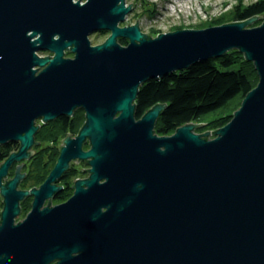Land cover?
Masks as SVG:
<instances>
[{
  "label": "water",
  "instance_id": "water-1",
  "mask_svg": "<svg viewBox=\"0 0 264 264\" xmlns=\"http://www.w3.org/2000/svg\"><path fill=\"white\" fill-rule=\"evenodd\" d=\"M82 1L0 0V145L19 144L0 163V264H264V22L250 26L263 17L151 33L119 26L126 0ZM97 31L110 34L91 43ZM230 50L258 82L227 124L158 135L163 104L136 119L143 83ZM76 109L85 121L44 182L19 189L39 125ZM80 161L87 177L52 205Z\"/></svg>",
  "mask_w": 264,
  "mask_h": 264
},
{
  "label": "trees",
  "instance_id": "trees-1",
  "mask_svg": "<svg viewBox=\"0 0 264 264\" xmlns=\"http://www.w3.org/2000/svg\"><path fill=\"white\" fill-rule=\"evenodd\" d=\"M253 16L263 17L253 26L264 22V0H256L247 5H234L230 10L221 12V15L211 20L208 25L244 21ZM119 43L125 44L127 41L121 40ZM257 82L253 64L246 61L237 50H230L221 57L211 58L188 69L175 71L159 79L151 78L143 83L134 102L136 119L153 106L163 104L165 108L156 119L154 127L158 135L171 134L177 127L190 122L204 123L195 129L197 133L214 131L227 124L246 93ZM72 114L71 117H59L49 124L39 125L40 128L34 136L37 143L33 146L34 155L24 162L22 173L25 177L20 183V189L40 186L56 163L60 142L66 136H75L78 133L85 121L84 111L76 109ZM18 148V143L0 145V163ZM44 154L46 158L43 157ZM67 174H70L67 177H78L82 172L71 167ZM65 179L66 177L63 180ZM67 191L68 188L65 187L53 203L66 200L72 189ZM31 200V197H28L20 202L21 218L30 210Z\"/></svg>",
  "mask_w": 264,
  "mask_h": 264
},
{
  "label": "rangeland",
  "instance_id": "rangeland-1",
  "mask_svg": "<svg viewBox=\"0 0 264 264\" xmlns=\"http://www.w3.org/2000/svg\"><path fill=\"white\" fill-rule=\"evenodd\" d=\"M255 1L256 0H126V4H133V9L125 18V21L120 23V25L124 24L126 21H128V25H130L139 19L140 29L149 30L151 33L182 27H187L188 29L201 28L209 26L208 24L211 20L219 17L221 12L223 13L224 11L230 10L234 5H247ZM256 22L252 23L250 26H253ZM104 38L105 34H90L91 43ZM38 146L39 145H37V147ZM42 156L43 155H41V157ZM43 157L46 158V155L44 154ZM17 164L19 163L13 164L10 168L9 179L11 177L10 175L15 171ZM82 167L83 169L86 168V166ZM81 172L82 174H80V176L86 174V170H81ZM1 200L0 198V201ZM1 209L2 208H0V211ZM18 219L22 218L19 217Z\"/></svg>",
  "mask_w": 264,
  "mask_h": 264
},
{
  "label": "flooded vegetation",
  "instance_id": "flooded-vegetation-1",
  "mask_svg": "<svg viewBox=\"0 0 264 264\" xmlns=\"http://www.w3.org/2000/svg\"><path fill=\"white\" fill-rule=\"evenodd\" d=\"M74 1H76V0H74ZM85 1L86 0H83L82 1V3H85ZM127 6V5H126ZM119 26H121L120 24H119ZM122 27V26H121ZM95 34H105V39L109 36V32L108 31H97V32H94ZM104 39V40H105ZM123 41V40H125V39H118V42H120V41ZM127 41V40H126ZM121 44V43H120ZM127 43H123V44H121V45H126ZM93 45H95V44H93ZM38 56H40V57H45V55L46 56H52V54L50 53V52H47V51H39V52H35ZM42 53V54H41ZM65 57H69V58H71V57H73V54L72 53H70V52H65ZM39 123V122H38ZM60 144H61V142H60ZM60 144H59V146H58V148L60 147ZM83 148L84 149H87L88 148V144L87 143H85L84 145H83ZM24 166V165H23ZM82 166H86V168H84L83 169V167ZM71 167H73V169H81V170H87L88 169V166H87V164H86V162H78V163H74V162H72V163H70V166H69V169H68V171L62 176V178L56 183V185L57 186H59V187H62L61 188V190H60V192L65 188V187H67L68 188V191L67 192H69L70 191V188L72 189V191H71V195L69 196V197H67V199L66 200H64V201H62V202H56V203H53V200L56 198V196L60 193H57V195L53 198V200H52V205H55V204H60V203H63V202H65V201H67L71 196H72V194H73V191H74V183H75V180L76 179H83V178H86L87 176L86 175H88L87 174V172H86V174H84L83 176L81 175V176H78V177H73V176H71V177H67V173L69 172V170H70V168ZM22 171V170H21ZM9 173H10V168H9ZM70 175V174H69ZM68 175V176H69ZM64 177H66V179L65 180H63L64 179ZM21 183V182H20ZM19 186H20V184H19ZM39 187V186H38ZM32 188H34V187H32ZM35 188H37V187H35ZM20 189V188H19ZM31 189V188H30ZM22 190H25V189H22ZM26 190H29V189H26ZM28 198V197H27ZM30 198V197H29ZM31 199H33L32 197H31ZM31 202H32V200H31ZM31 206V205H30Z\"/></svg>",
  "mask_w": 264,
  "mask_h": 264
}]
</instances>
